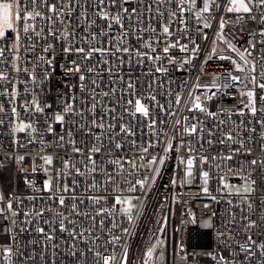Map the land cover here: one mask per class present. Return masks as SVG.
I'll use <instances>...</instances> for the list:
<instances>
[{
	"label": "built area",
	"instance_id": "obj_1",
	"mask_svg": "<svg viewBox=\"0 0 264 264\" xmlns=\"http://www.w3.org/2000/svg\"><path fill=\"white\" fill-rule=\"evenodd\" d=\"M243 2L0 0V264H264V6Z\"/></svg>",
	"mask_w": 264,
	"mask_h": 264
},
{
	"label": "snow or ice",
	"instance_id": "obj_2",
	"mask_svg": "<svg viewBox=\"0 0 264 264\" xmlns=\"http://www.w3.org/2000/svg\"><path fill=\"white\" fill-rule=\"evenodd\" d=\"M33 2H35V0H33ZM98 2H99L100 5H104L105 0H98ZM124 2L127 3V2H129V0H124ZM111 3H112L113 5H115L116 0H111ZM229 3L232 4V5H237V4H238V8H236V9H234L233 7H228V8H227V11H229V12H231V11H233V10H239L240 8H242L243 11L246 12V13L251 11V8L248 6V4H245V3L243 2V0H229ZM249 3H251V0H249ZM191 4H192L193 7H195V6H196V0H191ZM259 4H260L261 6H264V0H259ZM202 5H203V6H202V8L200 9V12H202V13H210L211 10H212V7H214V6L219 7V6H220V5H216V4H215V0H202ZM0 7L4 8L5 10H7V9L10 8V5H8V4H4V5H0ZM50 10L55 11V10H56V5H50ZM182 10H183V9H181V11H182ZM123 11H124V12H128V9L125 8V9H123ZM133 11H134V10H133ZM37 15H39V13H37ZM97 15H98L99 18L102 19V20H108V19H109V15H108L107 13H104L103 15H100V13H97ZM173 15H175V13H173ZM112 19H115V21H116L117 23L120 22V17H119V16L113 17ZM261 20H264V16L261 17ZM224 25H225V20H224L223 18H221V19H220V28H221V30L224 28ZM108 27L111 28L112 25L109 24ZM204 27H208V24L205 23ZM153 31H154V30H153ZM163 32H164L165 34H168V33H169V28H168V27H164V28H163ZM50 34H52V33H50ZM52 35H54V34H52ZM261 35H264V30H262ZM37 37L39 38V34H38V33H37ZM91 38H92V39H95V36H92ZM177 43H179V42L177 41ZM49 47H51V45H50ZM149 47H150V45H149ZM173 47H176V44H169L167 47H165V48L163 49L164 53L167 54V53L169 52V49H170V48H173ZM253 47H254V45H253ZM48 50H49L48 48H45V49H44L45 52H47ZM117 50L120 51L121 49H117ZM180 50H181V51H187V45H182V46H180ZM64 51H71V48H65ZM76 51H77L78 53H84V52H85V49H84V48H77ZM96 51L104 52V51H106V50L103 49V48H101V49L89 48V50H88V54L85 55L83 58H84V59H89V58L91 57V54H92L93 52H96ZM122 51L125 52V53H127V52L130 51V49H128V48H124V49H122ZM152 51H155V49H152ZM38 59H40L41 61H43L44 58H43V57H38ZM155 59H159V57H155ZM187 62H188V61L185 60V61H183L182 63H187ZM74 63H75V62H74ZM169 63H174V60H173L172 58H169ZM17 70L19 71V68H18ZM74 70H75V71H79V66L77 65L76 68H75ZM254 70H255V68H253V71H254ZM89 71H92V69H89ZM156 71H157V72H166L167 69H166V68H163V67H157V68H156ZM0 78H3V77H0ZM33 79H34V77H33ZM80 79H81V80H84V76L81 75ZM232 79H233V80H237L238 78H237V77H232ZM252 82L255 83V77H252ZM93 83H95V81H93ZM226 86H227V85H226ZM128 87H129V88H132L133 85H132L131 83H129ZM198 87H199V85H198ZM257 87H259L260 89L264 90V83L257 85ZM113 91H114V90H113ZM214 94H215V93H213V95H214ZM104 95H108V93H104ZM247 96L249 97V99H250V101H251V114H252V115H255L257 109H256V107H255V101H254V99H253V92H252V91H249V92L247 93ZM151 99H152V100H155V96H152ZM196 99H197V102H196V104H195L196 109H199V110H201V111H204V109H202L201 106H200L199 98L197 97ZM261 99H264V97H261ZM128 103H129V104H132L133 101L129 100ZM177 103H179V99H177ZM246 106H247V105H246ZM160 107H161V109H163V106H162V105H161ZM93 108H95V104H93ZM0 110H2V109H0ZM36 110H37V111H42V109L39 108V105L36 106ZM13 111H15V109H13ZM65 111H72V105L69 104V105L65 108ZM261 111H264V108H262ZM135 112H136V113H142L144 116H148V114H149V113H148V108H147L146 106L142 105L141 102H140L139 100H136V101H135ZM241 114H243V113L241 112ZM213 115H214V114H213ZM56 120H57L58 122H62V121H63V116H62V115H57V116H56ZM162 122H163V121H162ZM176 123L179 124V121L177 120ZM260 123L262 124V126H264V121H260ZM154 125H155V121L152 122V125H150V127H152V126H154ZM98 126H99V127H103V125H98ZM24 127H30V125H28V126H24V125H22L20 130H23ZM121 131L125 132L126 134H129V133H130V130H129L128 128H126V127H122V128H121ZM185 131H187L190 135L196 133V132H197L196 125H190L188 128L185 129ZM253 131H254V130H253ZM61 139H63V137H61ZM228 139L231 140L232 137L229 135V136H228ZM117 147H120V145L117 144ZM75 150H76L77 152L80 151L78 148L75 149ZM93 150L98 152V151H99V148H96V149H93ZM166 150H167V149H166ZM144 151H147V148H145ZM229 158H231V157H229ZM21 159H23V157H21ZM89 159L91 160V157H89ZM46 162H47V163H51V157L46 158ZM152 162H153V163L155 162V158L152 159ZM93 163H94V161H93ZM252 163L254 164V163H256V161H252ZM191 164H192V160L189 159V160H188V165H189V167H191ZM93 170H94V169H93ZM77 171H79V170H77ZM205 176H207V173H205ZM45 188H46V189L50 188V185L46 184V185H45ZM65 190H67V189H65ZM59 203H60V205H63V204H64V198H63V197H60V198H59ZM8 207L11 208V204H9ZM38 214H39V213H38ZM61 227H62V230H63V224H62V222H61ZM39 231L43 232V229H39ZM48 239L50 240L51 237L49 236ZM116 239H118V238H116ZM248 239H249V241H250L252 244H255V243H256L255 241L252 240L251 237H249ZM261 247L264 248V245H261ZM105 264H108L107 260H105Z\"/></svg>",
	"mask_w": 264,
	"mask_h": 264
},
{
	"label": "rangeland",
	"instance_id": "obj_3",
	"mask_svg": "<svg viewBox=\"0 0 264 264\" xmlns=\"http://www.w3.org/2000/svg\"><path fill=\"white\" fill-rule=\"evenodd\" d=\"M1 23H0V27H1ZM230 188L232 190V192H239V193H246L247 192V185L244 186H240V185H235V184H231Z\"/></svg>",
	"mask_w": 264,
	"mask_h": 264
},
{
	"label": "trees",
	"instance_id": "obj_4",
	"mask_svg": "<svg viewBox=\"0 0 264 264\" xmlns=\"http://www.w3.org/2000/svg\"><path fill=\"white\" fill-rule=\"evenodd\" d=\"M4 176L6 178L4 180V185H5L6 188H9V183L11 182L12 176H13V170H12V168H9L7 170V173L4 174Z\"/></svg>",
	"mask_w": 264,
	"mask_h": 264
}]
</instances>
